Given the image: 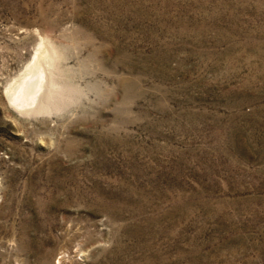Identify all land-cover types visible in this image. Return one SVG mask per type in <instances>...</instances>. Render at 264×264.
<instances>
[{
    "label": "rangeland",
    "instance_id": "374dc122",
    "mask_svg": "<svg viewBox=\"0 0 264 264\" xmlns=\"http://www.w3.org/2000/svg\"><path fill=\"white\" fill-rule=\"evenodd\" d=\"M0 264H264V0H0Z\"/></svg>",
    "mask_w": 264,
    "mask_h": 264
},
{
    "label": "bare ground",
    "instance_id": "6f19581e",
    "mask_svg": "<svg viewBox=\"0 0 264 264\" xmlns=\"http://www.w3.org/2000/svg\"><path fill=\"white\" fill-rule=\"evenodd\" d=\"M31 93V92H30Z\"/></svg>",
    "mask_w": 264,
    "mask_h": 264
}]
</instances>
